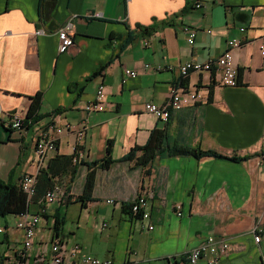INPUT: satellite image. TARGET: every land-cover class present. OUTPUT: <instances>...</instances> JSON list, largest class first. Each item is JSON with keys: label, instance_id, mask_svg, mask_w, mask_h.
<instances>
[{"label": "crops", "instance_id": "obj_1", "mask_svg": "<svg viewBox=\"0 0 264 264\" xmlns=\"http://www.w3.org/2000/svg\"><path fill=\"white\" fill-rule=\"evenodd\" d=\"M69 20L75 44L60 51L58 30ZM138 25L155 28L147 33ZM184 25L196 29L192 44ZM230 39L242 42L233 51L241 74L237 85H224L210 71L182 77V63L218 57ZM262 45L264 0H0V179L19 184L25 172L37 175L56 154L74 152L75 131H64L57 150L39 159L36 133L50 121L80 127L85 120L79 142L84 161L101 158L107 141L113 143L114 162L97 170L93 198L85 205L78 197L86 166L72 174L53 165L51 182L65 191L46 206L23 264H47L56 238L68 246L79 243V254L114 264H192L186 252L210 235L230 244L215 264H264ZM125 67L138 74L126 77ZM99 85L105 109L86 112ZM176 85L202 98L173 109L168 121L145 110L149 101L165 103ZM38 91L43 94L38 116L23 129L8 127L9 115L26 111ZM157 129L168 132L170 144L199 145L224 156L164 151L146 166L123 159ZM145 183H152V196L150 217L142 223L127 204ZM45 191L41 186L38 195ZM40 202L33 200L28 212H37ZM0 217V264H19L24 237L16 226L19 214ZM258 226L260 241L254 234ZM194 264L210 262L203 257Z\"/></svg>", "mask_w": 264, "mask_h": 264}, {"label": "built area", "instance_id": "obj_2", "mask_svg": "<svg viewBox=\"0 0 264 264\" xmlns=\"http://www.w3.org/2000/svg\"><path fill=\"white\" fill-rule=\"evenodd\" d=\"M217 1V0H215ZM197 7L202 3L199 1L195 4ZM245 27H240L241 31H245ZM184 30L188 33V41L190 44L194 42L196 36V29L190 25H184ZM59 37V49L60 51H67L75 44V27L69 20L61 26L58 30ZM144 45H148V39H144ZM242 42L238 39H230L227 42L225 51L215 58H209L206 61H197L194 59L188 60L179 66L180 74L182 77H186L192 71H210L218 75L221 82L224 85H237L239 82V71L234 64L235 48L239 47ZM262 54H264V45L261 47ZM147 68L153 67L155 70L165 68L161 64L145 65ZM124 73L126 77L136 76L138 73L136 70L125 67ZM201 95L198 91L185 89L183 86H174L170 90L168 99L163 104H156L154 102H147L145 104V110L154 114L161 120L168 121L173 109H179L188 105H191L201 99ZM105 90L103 85H99L96 90V94L93 100L89 101L86 106V112L101 111L105 109ZM31 119L26 116L24 112H13L9 115L7 125L11 129L20 130L30 124ZM74 130L76 134L77 144L74 145V151L78 152V159L81 160L82 153H80L79 142L84 138L85 120L82 126H75L71 123L65 125L58 124L55 121H50L44 126H41L35 137V151L39 156V159L43 161L50 153L57 150L58 141L64 131ZM76 160V159H75ZM20 187L27 193L28 200L31 201L33 195L36 193V175L25 172L20 181ZM64 189L60 184H55L50 187L43 196L40 207L37 212L30 214L25 212L19 214L16 226L23 230L22 251L19 264H23L24 257L26 255L25 250L30 248L33 244L34 238L37 234L38 224L42 215L46 211V206L59 200L60 195L64 193ZM152 196V183H145L141 190L137 193L132 201V208L136 219L143 223L144 220L150 217V197ZM108 202H113L109 199ZM104 226L107 224L104 223ZM154 226L148 225L149 229ZM3 228L0 226V231ZM263 228L258 226L254 229L255 240L260 241ZM79 243H73L67 245V243L61 238H56L52 242L51 246V258L47 264H114L111 258H99L91 253L79 254ZM230 244L228 240L210 235L206 240L199 245L193 247L186 252V261L189 263H196L200 258H207L210 264H215L219 261L220 257L224 255ZM165 264H176L168 262Z\"/></svg>", "mask_w": 264, "mask_h": 264}, {"label": "trees", "instance_id": "obj_3", "mask_svg": "<svg viewBox=\"0 0 264 264\" xmlns=\"http://www.w3.org/2000/svg\"><path fill=\"white\" fill-rule=\"evenodd\" d=\"M137 28L140 31L148 33L152 29H154L155 26L138 25ZM131 34L132 31H129V36ZM126 42L127 40H124L123 44ZM240 75L241 74L239 72V76ZM238 78L240 80V77ZM42 98L43 94L41 91H38L34 95L30 96V103L26 110V116L28 119L32 120L38 116V112L42 105ZM58 110L59 109H56L55 112H57ZM112 150L113 143L112 140L109 139L105 147V154L101 158L95 159L90 162L84 161L83 159L79 160L77 151H74L73 153L68 155L56 154L52 159H50L47 166L42 168L36 175V193L33 195L31 201L28 200L27 193L20 187L19 184H9L0 179V215H6L9 213L22 214L28 212L30 203L33 200H42L46 191L53 186V183L51 182V176L54 175L55 171V169L53 170V165L55 167L58 165L61 170H68L72 174H74L81 165L86 166L87 172L83 192L78 197V200L83 201V204L85 205L87 201H90L93 198V189L95 185L97 170L99 168H108L114 162ZM164 151H168L169 153L173 154H193L197 157L206 155L224 156L214 149H204L199 145L193 146L190 144L181 143L170 144L168 132L165 129H157L156 131H153L152 136L145 145L131 148L130 151L124 155L123 159L135 160L138 165L146 166L151 163L156 156L161 155ZM248 157L249 155L240 158L244 159ZM41 186H43L46 191L39 196L38 192L40 191ZM127 206H129L131 209L132 202L128 203ZM60 224L61 221L57 219L55 225L56 233L60 231Z\"/></svg>", "mask_w": 264, "mask_h": 264}, {"label": "rangeland", "instance_id": "obj_4", "mask_svg": "<svg viewBox=\"0 0 264 264\" xmlns=\"http://www.w3.org/2000/svg\"><path fill=\"white\" fill-rule=\"evenodd\" d=\"M4 218L0 217V224H3ZM3 236V234L0 233V239Z\"/></svg>", "mask_w": 264, "mask_h": 264}]
</instances>
